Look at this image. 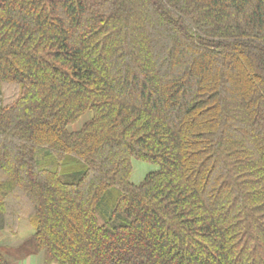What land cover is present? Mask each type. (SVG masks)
<instances>
[{
	"label": "trees",
	"instance_id": "trees-1",
	"mask_svg": "<svg viewBox=\"0 0 264 264\" xmlns=\"http://www.w3.org/2000/svg\"><path fill=\"white\" fill-rule=\"evenodd\" d=\"M21 217L42 264H264V0H0Z\"/></svg>",
	"mask_w": 264,
	"mask_h": 264
},
{
	"label": "rangeland",
	"instance_id": "rangeland-1",
	"mask_svg": "<svg viewBox=\"0 0 264 264\" xmlns=\"http://www.w3.org/2000/svg\"><path fill=\"white\" fill-rule=\"evenodd\" d=\"M18 88L16 85L12 84H5L3 85L2 97L3 101H9L14 95H16ZM89 115H83L76 123L69 126L70 130H77L81 127V125L88 119ZM131 166H132V174H131V181L134 183H139L144 176L157 168L156 164L141 161L135 158L131 159ZM18 224V228L20 229L21 240L17 244L14 245H5V247H0V251L2 254L6 255V259L8 260L9 264H14V258H10L11 255H19V257L23 260L26 257H30L34 259V264H39L42 259L40 258V252L35 248L34 241L31 235L32 227L26 217H21ZM17 228V229H18ZM14 235V234H9ZM55 264V263H53Z\"/></svg>",
	"mask_w": 264,
	"mask_h": 264
},
{
	"label": "crops",
	"instance_id": "crops-1",
	"mask_svg": "<svg viewBox=\"0 0 264 264\" xmlns=\"http://www.w3.org/2000/svg\"><path fill=\"white\" fill-rule=\"evenodd\" d=\"M21 221V220H20ZM32 227V226H31ZM20 229L18 228L17 232L14 233V235H9L11 233H8L6 231H1L0 230V247H5V245H14L17 246V244L20 242L21 240V235H20ZM31 235H33V229L31 232ZM5 257H7L5 255ZM10 258H14V264H34V259L30 258V257H26L25 260L21 259L19 257V255H11L9 256ZM40 258L42 259V254L40 253ZM41 264V262L39 263Z\"/></svg>",
	"mask_w": 264,
	"mask_h": 264
}]
</instances>
